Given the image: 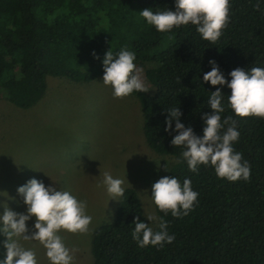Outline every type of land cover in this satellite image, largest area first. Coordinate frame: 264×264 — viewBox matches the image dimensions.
<instances>
[{"label":"trees","instance_id":"trees-1","mask_svg":"<svg viewBox=\"0 0 264 264\" xmlns=\"http://www.w3.org/2000/svg\"><path fill=\"white\" fill-rule=\"evenodd\" d=\"M175 2L0 0V99L28 110L43 98L48 78L103 81L108 51L134 52L148 89L130 95L140 105L145 142L155 154L171 158L165 176L181 185L191 180L198 203L177 218L153 201L156 216L168 222L176 239L162 248H141L132 237L135 220L150 222L136 190L124 187L114 220L93 233L92 264H264V119L236 116L228 106L231 89L203 81L211 60L228 82L234 69L264 68V0H230V22L216 43L204 40L195 25L160 32L140 15L145 9L175 11ZM217 88L224 95L222 120L231 115L237 122L240 137L232 146L250 165L247 181L221 179L210 164L193 173L182 158L184 148L172 144L175 120L166 131L167 110L180 107V122L202 138L203 117L213 114L208 100ZM158 223H152L154 231Z\"/></svg>","mask_w":264,"mask_h":264},{"label":"clouds","instance_id":"clouds-1","mask_svg":"<svg viewBox=\"0 0 264 264\" xmlns=\"http://www.w3.org/2000/svg\"><path fill=\"white\" fill-rule=\"evenodd\" d=\"M255 7L259 10V4ZM175 9L157 12L145 9L140 15L160 32H170L182 25H195L202 38L211 43L220 39L223 29L230 22V0H176ZM135 60V53L127 49H121L116 54L112 50L106 53L103 60V84L113 89L114 97L122 99L134 91L148 92L142 78L143 69L137 67ZM209 63L211 71L204 74L203 81L214 87L226 85L231 89V95L227 97L228 106L235 115L264 119V68L253 66L250 72L234 69L230 73L231 82H228L216 61L211 60ZM223 99L224 95L219 88L211 93L208 103L213 114L203 117L206 127L202 138L194 133L192 127H185L180 122V107L167 110L166 131L171 132L175 120V131L178 134L174 136L172 144L184 148L182 158L193 173H198L200 165L210 164L221 179L231 182L240 179L247 181L251 176V168L243 160L242 153L235 151L232 146L239 140L240 133L237 122L231 115L222 120L221 114L225 112ZM102 176L103 184L113 199L124 195L123 180L113 178L107 172ZM17 191L27 210L26 213H18L7 203L3 204L0 234L7 238L3 242L7 251L6 258L0 264H39L36 252L24 246L23 242L26 241H38L46 249L50 264H73L78 249H69L60 233L89 232L93 218L87 214V201L78 200L68 191L46 187L43 181L35 178L18 187ZM198 195L192 189L189 179H185L181 185L176 177L165 176L152 185L151 197L157 208L165 214L170 212L177 218L187 216L194 210ZM33 218L34 229H29L28 222ZM146 218L151 222L158 220L159 230L154 231L153 227L137 217L132 237L139 247L151 245L162 248L165 243L172 244L175 241L176 237L167 231L169 225L166 220L148 213Z\"/></svg>","mask_w":264,"mask_h":264},{"label":"rangeland","instance_id":"rangeland-1","mask_svg":"<svg viewBox=\"0 0 264 264\" xmlns=\"http://www.w3.org/2000/svg\"><path fill=\"white\" fill-rule=\"evenodd\" d=\"M47 85L43 98L28 110L0 99V215L5 203L26 213L17 189L32 178L87 201L93 218L89 232L60 235L69 249H78L73 264H92L93 233L114 220L120 200L109 195L102 174L123 180V188H134L145 217L156 216L152 185L165 177L171 158L147 146L135 97L116 98L99 79L83 84L48 78ZM34 224L35 218L29 229ZM6 239L0 234L1 257ZM23 243L36 252L39 264H50L38 241Z\"/></svg>","mask_w":264,"mask_h":264}]
</instances>
